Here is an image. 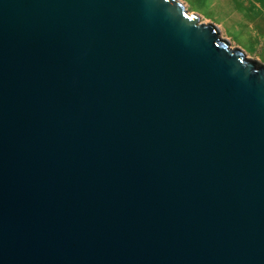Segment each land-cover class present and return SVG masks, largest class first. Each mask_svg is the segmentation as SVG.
I'll return each mask as SVG.
<instances>
[{"label":"water","instance_id":"obj_1","mask_svg":"<svg viewBox=\"0 0 264 264\" xmlns=\"http://www.w3.org/2000/svg\"><path fill=\"white\" fill-rule=\"evenodd\" d=\"M0 264H264V63L180 0H0Z\"/></svg>","mask_w":264,"mask_h":264},{"label":"rangeland","instance_id":"obj_2","mask_svg":"<svg viewBox=\"0 0 264 264\" xmlns=\"http://www.w3.org/2000/svg\"><path fill=\"white\" fill-rule=\"evenodd\" d=\"M200 22H213L230 46L264 63V0H180Z\"/></svg>","mask_w":264,"mask_h":264}]
</instances>
